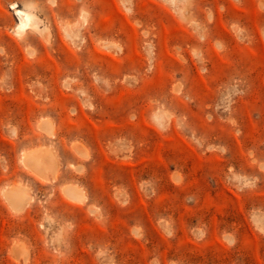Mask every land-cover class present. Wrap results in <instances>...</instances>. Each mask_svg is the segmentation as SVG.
Segmentation results:
<instances>
[{"label": "rangeland", "instance_id": "1", "mask_svg": "<svg viewBox=\"0 0 264 264\" xmlns=\"http://www.w3.org/2000/svg\"><path fill=\"white\" fill-rule=\"evenodd\" d=\"M0 264H264V0H0Z\"/></svg>", "mask_w": 264, "mask_h": 264}, {"label": "bare ground", "instance_id": "2", "mask_svg": "<svg viewBox=\"0 0 264 264\" xmlns=\"http://www.w3.org/2000/svg\"><path fill=\"white\" fill-rule=\"evenodd\" d=\"M11 8L14 10V14L17 17V22L15 24V32L18 35H24L29 30L30 31H37L40 35L46 37V31L47 27L44 26L40 27V19L37 17V15L33 12L30 8H20L16 5H12ZM41 36V37H42ZM40 123V122H39ZM48 123V122H47ZM50 126V125H49ZM45 122L41 124L42 130H50L52 127H49ZM43 127V128H42ZM40 128V125H39ZM48 132V131H47ZM49 131L48 133H50ZM21 162L23 165L27 168H29L31 171H33L38 176H44L45 171L50 170L52 165L50 164V161L48 159H41L39 156L31 153V152H23L21 155ZM73 186V185H72ZM77 187H71V186H65L64 192L67 196H69L73 200H79L80 193L76 189ZM7 200L9 202L8 205H11L12 210H21L24 207V204H26V197L24 192L19 187H11L3 190L2 192ZM83 195V194H82ZM83 197V196H82Z\"/></svg>", "mask_w": 264, "mask_h": 264}]
</instances>
